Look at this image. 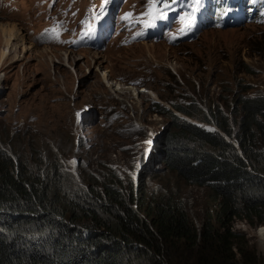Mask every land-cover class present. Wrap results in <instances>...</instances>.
Segmentation results:
<instances>
[{
	"label": "rangeland",
	"instance_id": "rangeland-1",
	"mask_svg": "<svg viewBox=\"0 0 264 264\" xmlns=\"http://www.w3.org/2000/svg\"><path fill=\"white\" fill-rule=\"evenodd\" d=\"M149 7V0H123L120 15L131 18L122 26L107 17L104 0H0V27H15L25 39L0 34V146L4 142L8 152L28 158L34 154L44 165H62L81 180L103 182L111 169L125 187L142 180L149 193L172 190L194 226L208 213L214 219L217 203L206 187L168 172L162 146L171 121L154 113L150 103L206 116L219 109L235 131L234 116L242 118L239 103L264 97V22L205 28L189 41L172 43L179 36L174 29L163 41H137L133 36L140 28L133 31V21L148 19ZM44 46L61 55L40 52ZM68 57L72 62L63 61ZM256 138V147L264 149V137ZM231 227L264 264L255 240L241 231L254 232L259 224L234 219Z\"/></svg>",
	"mask_w": 264,
	"mask_h": 264
},
{
	"label": "trees",
	"instance_id": "trees-1",
	"mask_svg": "<svg viewBox=\"0 0 264 264\" xmlns=\"http://www.w3.org/2000/svg\"><path fill=\"white\" fill-rule=\"evenodd\" d=\"M241 102V101H240ZM154 113L168 117L163 162L179 181L208 189L217 203L200 234L179 193H149L146 181L124 186L113 170L103 182L75 178L62 165H44L34 154L0 146V264H259L254 249L231 229L234 219L259 224L248 238L264 255V97L245 98L242 118L229 126L219 109L206 116L172 104L190 119L157 102ZM214 117L215 121H212ZM33 160L34 162H31ZM34 163V164H32ZM135 195V196H134ZM199 222V219H198ZM216 223V225H215ZM260 224H263L260 226Z\"/></svg>",
	"mask_w": 264,
	"mask_h": 264
},
{
	"label": "snow or ice",
	"instance_id": "snow-or-ice-1",
	"mask_svg": "<svg viewBox=\"0 0 264 264\" xmlns=\"http://www.w3.org/2000/svg\"><path fill=\"white\" fill-rule=\"evenodd\" d=\"M253 2H255V0H253ZM149 4L150 7L148 9V16L150 18V23H154L157 19L166 18V11H170L175 5L181 4V0H149ZM201 6L202 0H191V4L189 5L190 11L181 17L183 23V27L181 28L182 32L188 31L193 27L195 22V13L199 10ZM104 11L105 9L102 7L101 11L97 14L96 18L98 19L100 16H102ZM130 16L131 14H126L124 19L127 20ZM145 26H150V24H146ZM91 31H94V29L90 30L88 35L91 34ZM52 32L56 36L59 35L57 29H53ZM173 39H175V37H173ZM73 43H75V41H73ZM71 163L75 164L76 162L73 161ZM133 179H135V174H133Z\"/></svg>",
	"mask_w": 264,
	"mask_h": 264
},
{
	"label": "bare ground",
	"instance_id": "bare-ground-1",
	"mask_svg": "<svg viewBox=\"0 0 264 264\" xmlns=\"http://www.w3.org/2000/svg\"><path fill=\"white\" fill-rule=\"evenodd\" d=\"M0 34L2 35V34H4L6 37H9L10 38V40H12V41H17V42H20V43H22V42H24V38L23 37H21L19 34H18V32H17V30H16V28L15 27H12V26H9V25H7L6 27H0ZM30 45H32V44H30ZM27 49H30V48H27ZM26 50V49H25ZM41 51H52V52H57V53H59V51H56V50H54L53 48H49L48 46H44V48L42 49V50H40V52ZM39 53V52H38ZM70 53V52H69ZM60 55H61V53H59ZM63 56V55H62ZM68 56H72V55H68ZM66 58H67V56H65ZM72 59H73V62H74V60L76 59L74 56H72ZM63 61H66V62H72V60L71 59H69V57H68V59L67 60H63ZM88 61V60H87ZM1 80V79H0ZM130 91H132L134 88H128ZM133 92V91H132Z\"/></svg>",
	"mask_w": 264,
	"mask_h": 264
},
{
	"label": "water",
	"instance_id": "water-1",
	"mask_svg": "<svg viewBox=\"0 0 264 264\" xmlns=\"http://www.w3.org/2000/svg\"><path fill=\"white\" fill-rule=\"evenodd\" d=\"M168 109H169V110H170L175 116H177V117H179V118H183L184 120H187L188 122H190V123H192V124L198 125V124H196L195 122H192L190 119H187V118H185V117H181V115H179L178 112H175L172 108H169V107H168ZM213 130L219 132L216 128H213ZM219 133H220V135L226 140V142L233 144V143L231 142L230 138H228L226 135H224V134L221 133V132H219Z\"/></svg>",
	"mask_w": 264,
	"mask_h": 264
},
{
	"label": "built area",
	"instance_id": "built-area-1",
	"mask_svg": "<svg viewBox=\"0 0 264 264\" xmlns=\"http://www.w3.org/2000/svg\"><path fill=\"white\" fill-rule=\"evenodd\" d=\"M194 226H195L194 228H195V230H196V232H197V235H199V234H200V231H201V228H202V226H203L202 221H201L200 224H195Z\"/></svg>",
	"mask_w": 264,
	"mask_h": 264
},
{
	"label": "clouds",
	"instance_id": "clouds-1",
	"mask_svg": "<svg viewBox=\"0 0 264 264\" xmlns=\"http://www.w3.org/2000/svg\"><path fill=\"white\" fill-rule=\"evenodd\" d=\"M198 126V125H197ZM208 129H210V128H208ZM211 130H213V129H211Z\"/></svg>",
	"mask_w": 264,
	"mask_h": 264
}]
</instances>
